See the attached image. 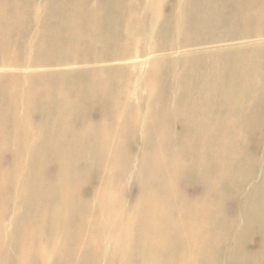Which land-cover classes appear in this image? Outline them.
Wrapping results in <instances>:
<instances>
[{
	"label": "rangeland",
	"instance_id": "rangeland-1",
	"mask_svg": "<svg viewBox=\"0 0 264 264\" xmlns=\"http://www.w3.org/2000/svg\"><path fill=\"white\" fill-rule=\"evenodd\" d=\"M199 1H201L200 4ZM210 1L213 5L208 3ZM210 1L204 0L205 3H203V0H174L173 3V0H27V2L26 0L24 2L23 0H3V2L0 0V17L3 16L0 18L3 20H0V203L2 202L0 204V264H26V262L28 264H45V262L46 264L53 262V264H86V261H88L87 264H120L121 262V264H137V262L138 264H249V262L264 264V250H262L264 249V34H262L264 33V4L261 5L264 0ZM257 6L260 7V10ZM121 7L124 9L123 11ZM261 8L263 9L261 10ZM80 9L84 10L80 11ZM37 10L39 11L37 12ZM35 11L37 13L34 16ZM33 29L35 30L33 31ZM60 33L63 36H59ZM250 34L252 37L249 39ZM57 38H60V43ZM56 46L57 48H55ZM22 53L24 54L22 55ZM45 53L47 54L45 55ZM57 60H59L58 63ZM39 61H43V64ZM14 68L15 70H13ZM18 72L22 76H19ZM46 77H48V81ZM52 81L54 82L52 83ZM21 95L25 96L22 98ZM15 97L17 98L15 99ZM21 99L24 101L23 103ZM16 104L18 107L15 106ZM93 105L95 107L97 105V107L95 108ZM14 106L19 113L14 112ZM241 116L242 119H240ZM11 121L14 122V127ZM76 128L78 130L75 131ZM49 130H53V133L51 134ZM25 132L29 134L25 135ZM43 133L46 134L44 137H42ZM127 140L128 142H126ZM231 142H234L232 143L234 146L231 145ZM18 143H20L19 146ZM17 146L20 152L17 151ZM79 148L81 153L78 151ZM23 151H25L24 154H22ZM145 151L146 153H144ZM15 152L18 153V156ZM83 153L85 154L83 155ZM77 154L79 155L77 156ZM254 156L256 157L253 158ZM43 157L48 160V162L46 160L47 165L46 162H43L45 161ZM169 158H171L170 161ZM243 158L245 161L247 160L248 165L244 160H241ZM27 159L30 160V163L27 162ZM68 159L70 160L68 161ZM192 159L195 161L194 163ZM76 163L77 165H75ZM13 165H16L15 170ZM236 165L240 169L242 167L244 172ZM75 166L78 171L74 168ZM79 166L83 170H80ZM250 166L254 168L252 169ZM32 170L36 172L38 170L37 174L34 175ZM106 170L105 176L104 171ZM81 171H86V173ZM116 171L117 173H115ZM133 172L135 176H133ZM207 172L208 176H206ZM246 172L248 176L245 175ZM237 173L239 175L241 173V175L239 176ZM32 174L39 178H33ZM249 175L252 176L251 179ZM25 177L28 179L25 180ZM206 177L211 179V183ZM79 178L81 180H78ZM69 179L70 181H68ZM249 179L252 181H247ZM60 180L62 181L60 182ZM26 182L30 183L26 185ZM68 182L73 183H70L71 186H69ZM166 184H169L168 188ZM39 185L40 190H38ZM242 187L243 189H241ZM30 188L31 190H29ZM66 190H69L72 196ZM26 191L29 192V197ZM37 191L41 192V195ZM172 191H176L175 194ZM172 193L173 196H169ZM27 197L28 199H26ZM169 199L171 200L169 201ZM7 201L11 202L7 204ZM4 204L7 206L4 207ZM62 204L64 205L62 206ZM53 205L55 206L53 207ZM182 205L184 206L182 207ZM2 207L5 208H3L4 211ZM64 211H67L68 215ZM89 212L93 218L90 217ZM17 213L21 215L18 216L19 218L16 216ZM190 213L194 215L191 216ZM52 215H55L57 223L56 221L53 223ZM43 217H47L45 221L42 220ZM209 218L210 220L206 221ZM101 221H103V225ZM111 223H113L112 226H110ZM49 226L50 228L52 226L51 230ZM58 228L62 234L58 232ZM222 228L225 230L228 228L226 230L228 232ZM77 229L80 231L77 232ZM215 229L220 230L215 231ZM26 230L29 232L28 235ZM29 230L31 233L35 230L34 233H36L31 234ZM49 233L52 235L49 236ZM215 233L217 236L213 235ZM22 234H25L24 237ZM64 235H68L69 240ZM69 235L73 236V241ZM27 236L28 239L30 237L29 240H26ZM136 237L137 239H134ZM12 238H15L13 239L15 245ZM31 238L34 240L32 241ZM60 238H64L62 244H59V241L62 242ZM107 243L108 245H106ZM218 243L220 244L218 245ZM27 244L30 247L26 246V250L23 252L24 245ZM81 245L83 246L81 247ZM229 246L234 248L231 249ZM59 247L60 249H58ZM28 248H31L32 251ZM40 249L41 253H39ZM70 249L73 251L71 252ZM34 250L39 251L38 254ZM78 255H81L80 258ZM18 256L21 260L17 258ZM37 256H40L38 258L40 261ZM90 256L92 259L89 258ZM214 256L215 258H213ZM58 257L61 259L59 260ZM34 259L39 263H36ZM51 259L54 260L51 261ZM71 260L73 263L69 262Z\"/></svg>",
	"mask_w": 264,
	"mask_h": 264
},
{
	"label": "bare ground",
	"instance_id": "bare-ground-1",
	"mask_svg": "<svg viewBox=\"0 0 264 264\" xmlns=\"http://www.w3.org/2000/svg\"><path fill=\"white\" fill-rule=\"evenodd\" d=\"M24 1H25V0H23V2H24ZM82 1H83V0H82ZM209 1H210V0H209ZM218 1H221V0H218ZM218 1H216V2L218 3ZM243 1H245V0H243ZM243 1H242V2H243ZM2 2H3V0H2ZM11 2H12V1H11ZM14 2H15V1H14ZM26 2H27V0H26ZM26 2H25V5H26ZM30 2H31V1H30ZM87 2H88V1H87ZM97 2H98V1H97ZM200 2H201V1H199V4H200ZM205 2H206V1H205ZM205 2H204V0H203V3H205ZM213 2H214V1H213ZM242 2H241V3H242ZM262 2H263V1H262ZM262 2H261V5L264 4V3H262ZM48 3H49V2H48ZM48 3H47V5H48ZM83 3H84V2H83ZM95 3H96V2H95ZM95 3H94V4H95ZM173 3H174V0H173ZM181 3H182V2H181ZM208 3L210 4L211 1L208 2ZM217 3H216V4H217ZM220 3H221V2H220ZM256 3H257V2H256ZM3 4H4V3H3ZM32 4H33V3H32ZM44 4H45V3H44ZM51 4H52V3H51ZM51 4H50V6H51ZM53 4H54V3H53ZM96 4H97V3H96ZM96 4H95V5H96ZM101 4H102V3H101ZM117 4H119V3H117ZM170 4H171V3H170ZM199 4H198V5H199ZM16 5H17V3H16ZM102 5H103V4H102ZM102 5H101V6H102ZM178 5H179V4H178ZM198 5H197V7H198ZM205 5H206V4H205ZM211 5H213V4L211 3ZM252 5H253V4H252ZM258 5H259V3H258ZM261 5H260V6H261ZM10 6H11V5H10ZM32 6H33V5H32ZM216 6H218V5H216ZM239 6H240V5H239ZM254 6H255V5H254ZM4 7H5V6H4ZM6 7H7V6H6ZM45 7H47V6H45ZM90 7H91V6H90ZM90 7H89V8H90ZM117 7H119V6H117ZM179 7H180V6H179ZM201 7H202V6H201ZM257 7H258V6H257ZM33 8H34V6L32 7V9H33ZM95 8H97V7L95 6ZM172 8H173V7H172ZM254 8H255V7H254ZM258 8H259V10H260V7H258ZM0 9H1V8H0ZM12 9H13V8H12ZM60 9H61V8H60ZM119 9H120V8H119ZM173 9H174V8H173ZM177 9L180 10V8H177ZM207 9H208V8H207ZM256 9H257V8H256ZM262 9H263V8H261V10H262ZM2 10H3V9H2ZM4 10H5V9H4ZM4 10H3V11H4ZM15 10H16V9H15ZM26 10H28V9H26ZM82 10H84V9H82ZM82 10L80 9V11H82ZM117 10H118V9H117ZM121 10L123 11L124 9H122V7H121ZM178 10H177V11H178ZM210 10H211V9H210ZM254 10H255V9H254ZM3 11H2V12H3ZM33 11H34V10H33ZM38 11H39V10H37V12H38ZM205 11H206V10H205ZM17 12H18V11H17ZM37 12L35 11L34 16L36 15ZM124 12H126V11H124ZM206 12H207V11H206ZM216 12H217V11H216ZM216 12H215V14H216ZM4 13H5V12H4ZM32 13H34V12H32ZM58 13H59V12H58ZM202 13H203V12H202ZM211 13H212V11H211ZM39 14H40V13H39ZM87 14H88V12H87ZM175 14H176V13H175ZM212 14H213V13H212ZM15 15H16V14H15ZM82 15H83V14H82ZM125 15H126V14H125ZM202 15H203V14H202ZM204 15H206V14H204ZM213 15H214V14H213ZM218 15H219V14H218ZM56 16H57V15H56ZM199 16H200V15H199ZM215 16H216V15H215ZM2 17H3V16H2ZM2 17H0V18H2ZM4 17H5V15H4ZM42 17H43V16H42ZM58 17H59V16H58ZM61 17H62V16H61ZM125 17H126V16H125ZM216 17H217V16H216ZM32 18H33V17H32ZM48 18H49V17H48ZM53 18H54V17H53ZM123 18H124V17H123ZM145 18H146V16H145ZM199 18H200V17H199ZM208 18H209V17H208ZM211 18H212V17H211ZM236 18H238V17H236ZM251 18H252V17H251ZM3 19H4V18H3ZM37 19H38V18H37ZM45 19H46V20H49V19H47V18H45ZM64 19H65V18H64ZM140 19H141V18H140ZM244 19H245V18H244ZM247 19H248V18H247ZM254 19H255V18H254ZM0 20H1V19H0ZM60 20H61V19H60ZM126 20H127V19H126ZM162 20H163V19H162ZM175 20H176V19H175ZM1 21H3V20H1ZM33 21H34V20H33ZM37 21H38V20H37ZM41 21H42V20H41ZM54 21H55V19H54ZM58 21H59V19H58ZM65 21H67V20H65ZM79 21H80V19H79ZM145 21H146V20H145ZM163 21H164V20H163ZM184 21H185V20H184ZM232 21H233V19H232ZM248 21H249V20H248ZM248 21H245V22H248ZM34 22H35V21H34ZM43 22H44V21H43ZM61 22H62V20H61ZM102 22H103V21H102ZM175 22L178 23L177 21H175ZM249 22H250V21H249ZM249 22H248V23H249ZM258 22H259V21H258ZM261 22H262V20H261ZM31 23H32V21H31ZM55 23H56V21H55ZM170 23H171V22H170ZM3 24H4V23H3ZM10 24H11V23H10ZM36 24H37V23H36ZM60 24H61V23H60ZM52 25H53V24H52ZM55 25H56V24H55ZM166 25H167V24H166ZM98 26H99V25H98ZM175 26H176V25H175ZM204 26H205V25H204ZM11 27H12V26H11ZM33 27H34V26H33ZM54 27H55V26H54ZM57 27H59V26L57 25ZM80 27H81V26H80ZM126 27H127V26H126ZM146 27H147V26H146ZM59 28H61V27H59ZM98 28H99V27H98ZM177 28H178V26H177ZM260 28H261V27H260ZM0 29H1V28H0ZM10 29H11V28H10ZM27 29H28V28H27ZM55 29H56V27H55ZM55 29H54V31H55ZM64 29H65V28H64ZM161 29H162V27H161ZM175 29H176V28H175ZM246 29H247V28H246ZM263 29H264V28H263ZM34 30H35V29H33V31H34ZM59 30H62V29H59ZM95 30H96V29H95ZM176 30H177V29H176ZM247 30H248V29H247ZM9 31H11V30H9ZM57 31H58V30H57ZM63 31H64V30H63ZM128 31H129V29H128ZM253 31H254V30H253ZM0 32H1V31H0ZM24 32H25V31H24ZM41 32H42V31H41ZM41 32H40V33H41ZM60 32H61V31H60ZM147 32H148V31H147ZM238 32H240V31H238ZM254 32H255V31H254ZM256 32H257V31H256ZM263 32H264V30H263ZM54 33H55V32H54ZM54 33H52L53 36H54ZM57 33L59 34V32H57ZM88 33H89V32H88ZM102 33H103V32H102ZM243 33H244V32H243ZM21 34H22V33H21ZM41 34L43 35V33H41ZM48 34H49V33H48ZM214 34H215V33H214ZM246 34H247V32H246ZM262 34H264V33H262ZM262 34H261V36H262ZM6 35H7V34H6ZM42 35H41V36H42ZM45 35H46V34H45ZM56 35H57V34H56ZM61 35L63 36V34L60 33L59 36H61ZM64 35H65V34H64ZM67 35H68V34H67ZM100 35H101V34H100ZM153 35H154V34H153ZM252 35H253V34H252ZM4 36H5V35H4ZM20 36H21V35H20ZM36 36H37V35H36ZM49 36H50V34H49ZM177 36H178V35H177ZM51 37H52V36H51ZM250 37H252L251 34H250V36H249V39H250ZM20 38H21V37H20ZM54 38H55V37H54ZM54 38H53V40H54ZM149 38H150V37H149ZM206 38H207V36H206ZM259 38H260V37H259ZM259 38H258V39H259ZM34 39H35V38H34ZM57 39H58V38H57ZM59 39H60V38H59ZM59 39L57 40L58 42H59ZM93 39H94V38H93ZM150 39H151V38H150ZM207 39H208V38H207ZM0 40H1V39H0ZM5 40H6V38H5ZM15 40H16V39H15ZM19 40H21V39H19ZM51 40H52V39H51ZM61 40H63V38H61ZM95 40H96V39H95ZM187 40H188V39H187ZM35 41H36V40H35ZM35 41H34V42H35ZM6 42H7V41H6ZM19 42H20V41H19ZM49 42H50V40H49ZM54 42H55V41H54ZM40 43H41V42H40ZM59 43H60V42H59ZM95 43H96V41H95ZM106 43H107V42H106ZM7 44H8V43H7ZM9 44H10V43H9ZM47 44H48V43H47ZM50 44H51V42H50ZM55 44H56V45H59V44H57V43H55ZM67 44H68V43H67ZM241 44H242V43H241ZM26 45H27V44H26ZM28 45H29V44H28ZM63 45H64V44H63ZM63 45H62V46H63ZM71 45H72V44H71ZM257 45H258V44H257ZM23 46H24V44H23ZM50 46H51V45H50ZM50 46H49V47H50ZM54 46H55V45H54ZM64 46H65V45H64ZM64 46H63V47H64ZM94 46H95V45H94ZM178 46H179V45H178ZM220 46H221V45H220ZM230 46H231V45H230ZM36 47H37V46H36ZM42 47H43V46H42ZM59 47H60V46H59ZM146 47H147V46H146ZM221 47H222V46H221ZM7 48H9V47H7ZM53 48H54V47H53ZM55 48H57V46H56ZM61 48H62V47H61ZM110 48H111V47H110ZM110 48H109V49H110ZM144 48H145V47H144ZM245 48H246V47H245ZM39 49H40V48H39ZM39 49H36V50H39ZM41 49H42V48H41ZM44 49H45V48H44ZM50 49H51V47H50ZM70 49H71V48H70ZM96 49H97V48H96ZM166 49H167V48H166ZM241 49H242V48H241ZM26 50H27V49H26ZM30 50H32V49H30ZM46 50H47V49H46ZM58 50H59V49H58ZM63 50H64V49H63ZM145 50H146V49H145ZM21 51H22V50H21ZM23 51H24V50H23ZM56 51H57V50H56ZM115 51H117V50H115ZM40 52H41V50H40ZM43 52H44V50H43ZM43 52H42V53H43ZM46 52H47V51H46ZM48 52H49V49H48ZM59 52H60V50H59ZM69 52H70V51H69ZM96 52H97V51H96ZM177 52H178V51H177ZM55 53H56V52H55ZM82 53H83V52H82ZM89 53H91V52H89ZM97 53H98V52H97ZM23 54H24V53H22V55H23ZM46 54H47V53H45V55H46ZM48 54H49V53H48ZM50 54H51V51H50ZM85 54H86V53H85ZM100 54H101V53H100ZM156 54H157V53H156ZM53 55H54V54H53ZM56 55H57V53H56ZM76 55H78V54L76 53ZM86 55H87V54H86ZM164 55H165V54H164ZM48 56H49V55H48ZM90 56H91V55H90ZM102 56H103V54H102ZM147 56H148V55H147ZM105 57H106V55H105ZM44 58H45V57H44ZM48 58H50V57H48ZM48 58H47V59H48ZM57 58H58V57H57ZM60 58H61V57H60ZM86 58H87V57H86ZM96 58H97V56H96ZM166 58H167V57H166ZM20 59H21V58H20ZM80 59H81V57H80ZM107 59H108V58H107ZM18 60H19V59H18ZM18 60H17V62H18ZM42 60H43V58H42ZM49 60H51V59H49ZM52 60H53V58H52ZM60 60H61V59H60ZM208 60H209V59H208ZM14 61H15V60H14ZM21 61H22V60H21ZM21 61H20V62H21ZM43 61H44V60H43ZM43 61H42V62H43ZM58 61H59V60H57V63H58ZM66 61H67V60H66ZM24 62H25V61H24ZM35 62H36V61H35ZM39 62H41V61H39ZM42 62H41V64H43ZM45 62H46V61H45ZM48 62H50V61H48ZM122 63H123V62H122ZM100 64H101V63H100ZM113 64H114V63H113ZM25 65H27V64H25ZM105 65H106V64H105ZM114 65H115V64H114ZM174 65H175V64H174ZM48 66H49V65H48ZM50 66H51V64H50ZM109 66H110V65H109ZM25 67H26V66H25ZM32 67H33V66H32ZM40 67H41V66H40ZM19 68H20V67H19ZM19 68H18V69H19ZM46 68H47V67H46ZM48 68H49V67H48ZM212 68H213V67H212ZM9 69H10V68H9ZM30 69H31V68H30ZM94 69H95V68H94ZM228 69H229V68H228ZM13 70H15V68H14ZM28 70H29V69H28ZM36 70H37V69H36ZM95 70H96V69H95ZM218 71H220V70L218 69ZM262 71H263V70H262ZM59 72H60V71H59ZM204 72H205V70H204ZM18 73H19V72H18ZM25 73H26V72H25ZM56 73H57V72H56ZM0 74H1V73H0ZM2 74H3V73H2ZM9 74H10V73H9ZM39 74H40V73H39ZM51 74H53V73H51ZM4 75H5V74H4ZM4 75H3V77H4ZM7 75H8V74H7ZM16 75H18V74H16ZM20 75H21V74L19 73V76H20ZM25 75H26V74H25ZM30 75H31V73H30ZM35 75H37V73H35ZM55 75H56V74H55ZM58 75H60V74H58ZM65 75H66V74H65ZM224 75H225V74H224ZM245 75H246V74H245ZM8 76H10V75H8ZM21 76H22V75H21ZM197 76H198V75H197ZM263 76H264V74H263ZM64 77H65V76H64ZM218 77H219V76H218ZM11 78H12V76H11ZM47 78H48V77H46V79H47ZM67 78H68V77H67ZM3 79H5V78H3ZM24 79H25V78H24ZM51 79H52V78H51ZM263 79H264V78H263ZM1 80H2V79H1ZM7 80H8V79H7ZM9 80H10V79H9ZM53 80H54V79H53ZM74 80H75V79H74ZM191 80H192V79H191ZM3 81H4V80H3ZM10 81H11V80H10ZM13 81H14V80H13ZM33 81H35V80H33ZM36 81H37V80H36ZM47 81H48V79H47ZM56 81H57V80H56ZM213 81H214V79H213ZM226 81H227V80H226ZM260 81H261V80H260ZM21 82H22V81H21ZM25 82H26V81H25ZM53 82H54V81H52V83H53ZM30 83H31V82H30ZM50 83H51V81H50ZM224 83H225V82H224ZM261 83H262V81H261ZM9 84H10V83H9ZM14 84H16V83H14ZM20 84H21V83H20ZM23 84H24V83H23ZM32 84H33V83H32ZM262 84H263V83H262ZM21 85H22V84H21ZM34 85H36V84H34ZM4 86H5V85H4ZM15 86H16V85H15ZM25 86H26V85H25ZM36 86H38V85H36ZM51 86H52V84H51ZM60 86H61V85H60ZM16 87H17V86H16ZM38 87H39V86H38ZM260 87H261V86H260ZM5 88H6V86H5ZM10 88H11V87H10ZM20 88H21V87H20ZM27 88H28V87H27ZM27 88H26V89H27ZM30 88H31V86H30ZM30 88H29V89H30ZM36 88H37V87H36ZM112 88H113V87H112ZM21 89H22V88H21ZM228 89H229V88H228ZM228 89H227V90H228ZM12 90H13V89H12ZM17 90H20V89L17 88ZM22 90H23V89H22ZM24 90H25V89H24ZM4 91H5V90H4ZM27 91H28V90H27ZM51 91L53 92L52 89H51ZM70 91H71V90H70ZM171 91H172V90H171ZM2 92H3V90H2ZM7 92H8V91H7ZM16 92H17V91H16ZM19 92H20V91H19ZM28 92H29V91H28ZM56 92H57V91H56ZM75 92H76V91H75ZM14 93H15V88H14ZM20 93H21V92H20ZM31 93H32V92H31ZM132 93H133V92H132ZM40 94H41V93H40ZM48 94H49V93H48ZM69 94H70V93H69ZM133 94H134V93H133ZM15 95H16V94H15ZM15 95H14V96H15ZM28 95H29V94H28ZM58 95H59V94H58ZM21 96H22V95H21ZM24 96H25V95H24ZM24 96H22V98H23ZM12 97H13V96H12ZM19 97H20V96H19ZM41 97H42V96H41ZM72 97H73V96H72ZM133 97H134V96H133ZM216 97H217V95H216ZM16 98H17V97H15V99H16ZM20 98H21V97H20ZM30 98H31V97H30ZM37 98H38V97H37ZM58 98H59V97H58ZM131 98H132V97H131ZM9 99H10V98H9ZM18 99H19V98H18ZM18 99H17V100H18ZM61 99H62V97H61ZM5 100H6V99H5ZM40 100H41V99H40ZM42 100H43V99H42ZM58 100H59V99H58ZM127 100H128V98H127ZM0 101H1V100H0ZM21 101H22V99H21ZM21 101H20V102H21ZM30 101H31V100H30ZM35 101H36V100H35ZM172 101H173V99H172ZM5 102H6V101H5ZM23 102H24V101H22V103H23ZM215 102H216V101H215ZM13 103H15V102H13ZM172 103H173V102H172ZM1 104H2V103H1ZM8 105H9V104H8ZM22 105H23V104H22ZM22 105H21V106H22ZM40 105H41V104H40ZM52 105H53V104H52ZM172 105H173V104H172ZM15 106L18 107L17 104H16ZM15 106H14V108H15ZM35 106H36V105H35ZM93 106H94V105H93ZM22 107H23V106H22ZM59 107H60V106H59ZM94 107H95V106H94ZM96 107H97V105H96ZM96 107H95V108H96ZM7 109H8V108H7ZM19 109H20V108H19ZM19 109H17V110H19ZM23 109H24V108H23ZM23 109H22V110H23ZM37 109H38V108H37ZM4 110H5V108H4ZM92 110H93V109H92ZM15 111H16V108H15L14 112H15ZM33 111H34V110H33ZM228 111H229V110H228ZM7 112H8V111H7ZM16 112H18V111H16ZM30 112H31V111H30ZM0 113H1V112H0ZM4 113H5V111H4ZM8 113H9V112H8ZM8 113H7V115H8ZM18 113H19V112H18ZM72 113H73V112H72ZM9 114H10V113H9ZM12 114H13V113H12ZM12 114H11V115H12ZM16 114H17V113H16ZM23 114H24V113H23ZM23 114H21V115H23ZM21 115H20V116H21ZM33 115H34V114H33ZM33 115H32V116H33ZM97 115L99 116V114H97ZM228 115H229V114H228ZM3 116H4V115H3ZM3 116H2V117H3ZM8 116H10V115H8ZM12 116H14V115H12ZM61 116H62V115H61ZM199 116H200V115H199ZM30 117H31V116H30ZM33 117H34V116H33ZM54 117H55V116H54ZM239 117H240V116H239ZM8 118H9V117H8ZM20 118H21V117H20ZM16 119H18V118H16ZM53 119H54V118H53ZM172 119H173V117H172ZM233 119H234V118H233ZM240 119H242V116H241ZM240 119H239V120H240ZM24 120H25V118H24ZM26 120H27V119H26ZM55 120H57V119L55 118ZM21 121H22V119H21ZM26 122H28V121H26ZM56 122H57V121H56ZM119 122H120V121H119ZM173 122H174V119H173ZM240 122H241V121H240ZM11 123H12V121H11ZM13 123H14V122H13ZM13 123H12V125H13ZM23 123H24V122H23ZM34 123H35V121H34ZM54 124H55V121H54ZM72 124H73V123H72ZM217 124H218V123H217ZM55 125H56V124H55ZM238 125H239V123H238ZM245 125H247V124H245ZM152 126H153V125H152ZM239 126H240V125H239ZM253 126H254V125H253ZM13 127H14V125H13ZM18 127H19V126H18ZM73 127H75V125H73ZM241 127H242V125H241ZM260 127H261V126H260ZM57 128H58V127H57ZM170 128H171V127H170ZM246 128H248V127H246ZM2 129L4 130V128H2ZM2 129H1V130H2ZM38 129H39V128H38ZM54 129H55V128H54ZM152 129H153V128H152ZM233 129H234V128H233ZM237 129H238V128H237ZM250 129H251V128H250ZM76 130H78V129L76 128L75 131H76ZM139 130H140V129H139ZM180 130H181V129H180ZM189 130H190V129H189ZM240 130H241V129H240ZM242 130L245 131V129H243V128H242ZM4 131H5V130H4ZM12 131H13V129H12ZM19 131H20V130H19ZM33 131H34V130H33ZM49 131H51V130H49ZM52 131H53V130H52ZM52 131L50 132L51 134L53 133ZM202 131H203V130H202ZM213 131H214V130H213ZM238 131H239V129H238ZM15 132H16V131H15ZM20 132H21V131H20ZM5 133H6V132H5ZM54 133H55V132H54ZM174 133H175V132H174ZM230 133H231V132H230ZM240 133H241V131H240ZM6 134L9 135L8 133H6ZM13 134H14V133H13ZM17 134H18V133H17ZM28 134H29V133H28ZM28 134H26V132H25V135H28ZM41 134H42V133H41ZM44 134H45V133H43V136H42V137H44ZM51 134H50V136H51ZM135 134H136V133H135ZM241 134H242V133H241ZM246 134H247V133H246ZM45 135H46V134H45ZM173 135H174V134H173ZM15 136H16V135H15ZM17 136H18V135H17ZM19 136H20V135H19ZM22 136H23V135H22V133H21V137H22ZM47 136H48V135H47ZM50 136H49V138H50ZM63 136H64V135H63ZM75 136H76V135H75ZM137 136H138V135H137ZM229 136H230V135H229ZM13 137H14V136H13ZM60 137H61V136H60ZM84 137H85V136H84ZM138 137H139V136H138ZM141 137H142V136H141ZM236 137H237V136H236ZM242 137H243V136H242ZM46 138H47V137H46ZM52 138H54V137H52ZM55 138H56V137H55ZM61 138H62V137H61ZM173 138H174V136H173ZM243 138H244V137H243ZM18 139H20V138H18ZM21 139H22V138H21ZM21 139H20V140H21ZM32 139H33V138H32ZM42 139H43V138H42ZM10 140H11V139H10ZM14 140H16V139H14ZM23 140H25V139L23 138ZM53 140H54V139H53ZM67 140H68V138H67ZM128 140H129V139H128ZM128 140H127L126 142H128ZM150 140H151V137H150ZM150 140H148V141H150ZM18 141H19V140H18ZM39 141H40V140H39ZM131 141H132V140H131ZM136 141H137V140H136ZM136 141H135V142H136ZM231 141H232V140H231ZM240 141H241V140H240ZM8 142H10V141H8ZM12 142H13V141H12ZM20 142H22V141H20ZM57 142H58V141H57ZM113 142H114V141H113ZM144 142H146V141H144ZM41 143H42V142H41ZM58 143H59V142H58ZM65 143H66V142H65ZM132 143H133V142H132ZM146 143H147V142H146ZM232 143H234V142H231V145L234 146V144H232ZM238 143H239V142H238ZM242 143H243V142H242ZM19 144H20V143H18V146H19ZM38 144H39V143H38ZM133 144H134V143H133ZM191 144H192V143H191ZM240 144H241V143H240ZM262 144H263V143H262ZM13 145H14V143H13ZM16 145H17V144H16ZM59 145H60V143H59ZM147 145H148V143H147ZM237 145H238V144H237ZM14 146H15V145H14ZM18 146H17V151L20 152V150H18ZM79 146H80V145H79ZM143 146H144V145H143ZM198 146H199V145H198ZM212 146H213V145H212ZM242 146H243V145H242ZM21 147H22V146H21ZM39 147H40V146H39ZM39 147H38V148H39ZM111 147H112V146H111ZM158 147H159V146H158ZM194 147H195V146H194ZM254 147H255V146H254ZM10 148H11V147H10ZM15 148H16V147H15ZM59 148H60V147H59ZM76 148H77V147H76ZM76 148H75V149H76ZM80 148H83V147H80ZM80 148H79L78 151H80ZM179 148H180V147H179ZM191 148H193V147H191ZM196 148H197V147H196ZM231 148H232V147H231ZM255 148H256V147H255ZM55 149H56V148H55ZM69 149H70V148H69ZM138 149H139V148H138ZM168 149H169V148H168ZM173 149H174V148H173ZM182 149H183V147H182ZM185 149H186V148H185ZM194 149H195V148H194ZM232 149H233V148H232ZM10 150H13V149H10ZM22 150H25V149H22ZM36 150H37V149H36ZM40 150H41V149H40ZM86 150H87V149H86ZM92 150H93V149H92ZM170 150H171V148H170ZM234 150L237 151V149H234ZM234 150H233V151H234ZM27 151H28V150H27ZM78 151H77V153H79ZM123 151H124V150H123ZM141 151H142V150H141ZM147 151H149V150L147 149ZM168 151H169V150H168ZM236 151H235V152H236ZM255 151H257V150H255ZM262 151H263V150H262ZM262 151H261V152H262ZM24 152H25V151H23V153H22V152H21V153L24 154ZM39 152H40V151H39ZM71 152H72V151H71V149H70V153H71ZM150 152H151V151H150ZM177 152H178V151H177ZM206 152H207V151H206ZM244 152H245V151H244ZM15 153H16V152H15ZM26 153H27V152H26ZM74 153H76V152L74 151ZM80 153H81V151H80ZM144 153H146V151H145ZM166 153H167V152H166ZM178 153H179V152H178ZM182 153H183V152H182ZM212 153H213V152H212ZM215 153H216V152H215ZM217 153H219V152H217ZM262 153H263V152H262ZM16 154H17V156H18V153H16ZM27 154H28V153H27ZM84 154H85V153H83V155H84ZM95 154H96V153H95ZM125 154H126V153H125ZM142 154H143V153H142ZM174 154H176V153H174ZM232 154H234V153H232ZM235 154H236V153H235ZM237 154H238V153H237ZM241 154H242V153H241ZM257 154H258V153H257ZM72 155H73V154H72ZM78 155H79V154H77V156H78ZM87 155H88V154H87ZM90 155H91V153H90ZM145 155H146V154H145ZM244 155H245V154H244ZM15 156H16V155H15ZM19 156H20V155H19ZM23 156H24V155H23ZM29 156H30V155H29ZM29 156H28V157H29ZM41 156H43V155H41ZM69 156H70V155H69ZM143 156H144V155H143ZM166 156L168 157V155H166ZM170 156H171V155H170ZM184 156H185V153H184ZM215 156H216V155H215ZM226 156H227V155H226ZM237 156H239V155H237ZM237 156H236V157H237ZM260 156H261V155H260ZM11 157H12V156L10 155V158H11ZM26 157H27V156H26ZM64 157H65V155H64ZM70 157H71V156H70ZM85 157H86V156H85ZM89 157H90V156H89ZM91 157H92V156H91ZM180 157H182V156H180ZM193 157H194V156H193ZM193 157H191V158H193ZM206 157H207V155H206ZM240 157L242 158V155H241ZM255 157H256V156H254L253 158H255ZM23 158H24V157H23ZM36 158H37V157H36ZM40 158H41V157H40ZM43 158H44V157H43ZM65 158H66V157H65ZM71 158H72V157H71ZM82 158H84V157H82ZM100 158H101V156H100ZM100 158H99V159H100ZM123 158H124V157H123ZM125 158H126V156H125ZM134 158H135V157H134ZM140 158H141V157H140ZM174 158H175V157H174ZM184 158H185V157H184ZM229 158H230V156H229ZM72 159H74V158H72ZM89 159L91 160V158H89ZM170 159H171V158H169V161H170ZM186 159H187V158H186ZM207 159H208V158H207ZM237 159H238V158H237ZM239 159H240V158H239ZM239 159H238V160H239ZM249 159H251V158H249ZM249 159H248V160H249ZM16 160H17V159H16ZM19 160H20V158H19ZM21 160L23 161V159H21ZM32 160H33V157H32ZM40 160H41V159H40ZM43 160H45V158H44ZM46 160H47V159H46ZM46 160L43 161V162H46ZM64 160H65V159H64ZM69 160H70V159H68V161H69ZM76 160H77V159H76ZM79 160H80V159H79ZM94 160H95V159H94ZM127 160H128V159H127ZM129 160H130V159H129ZM133 160H135V159H133ZM179 160H180V159H179ZM192 160H193V159H192ZM221 160H222V159H221ZM241 160H244L245 164L248 163V162L246 163L247 160L245 161L244 158L241 159ZM17 161H18V160H17ZM22 161H21V162H22ZM24 161H25V160H24ZM34 161H35V160H34ZM58 161H59V160H58ZM82 161H83V160H82ZM82 161H81V162H82ZM98 161H99V160H98ZM111 161H112V160H111ZM119 161H120V160H119ZM142 161H144V160H142ZM226 161H227V160H226ZM230 161H231V160H230ZM259 161H260V160H259ZM261 161H262V160H261ZM14 162L16 163V161H14ZM27 162L30 163V160L28 161V159H27ZM47 162H48V160H47ZM47 162H46V165H47ZM76 162H77V161H76ZM81 162H80V163H81ZM86 162H87V161H86ZM95 162H96V161H95ZM95 162H93V163L96 164ZM101 162H102V161L100 160V163H101ZM121 162L123 163L122 160H121ZM121 162H118V163L121 164ZM124 162H126V161H124ZM133 162H134V161H133ZM135 162H136V161H135ZM182 162H183V161H182ZM186 162H188V161H186ZM194 162H195V161L193 160V163H194ZM249 162H250V161H249ZM40 163H41V162H40ZM69 163H70V162H69ZM80 163H79V164H80ZM100 163H99V164H100ZM108 163H109V162H108ZM108 163H107V164H108ZM204 163H205V162H204ZM226 163H227V162H226ZM230 163H231V162H230ZM233 163H234V162H233ZM235 163H236V162H235ZM250 163H252V162H250ZM258 163H259V162H258ZM20 164H22V163H20ZM23 164H25V163H23ZM23 164H22V165H23ZM37 164H39V163H37ZM48 164H49V163H48ZM61 164H62V163H61ZM85 164H86V163H85ZM94 164H93V165H94ZM107 164H106V165H107ZM109 164H111V163H109ZM113 164H114V163H113ZM129 164L131 165V162H130ZM132 164H133V163H132ZM238 164H239V162H238ZM252 164H253V163H252ZM255 164H256V163H255ZM25 165H26V164H25ZM33 165H34V164H33ZM35 165H36V164H35ZM68 165H70V164H68ZM71 165H72V164H71ZM75 165H77V163H76ZM126 165H128V163H126ZM139 165H140V164H139ZM141 165H142V164H141ZM191 165H192V164H191ZM233 165H234V164H233ZM233 165H232V166H233ZM239 165H240V164H239ZM241 165H242V164H241ZM247 165H248V164H247ZM247 165H246V166H247ZM13 166H14V165H13ZM15 166H16V165H15ZM15 166H14V168H13L14 170L16 169ZM19 166H20V165H19ZM56 166H57V165H56ZM114 166H115V164H114ZM132 166H133V165H132ZM132 166H131V167H132ZM164 166H165V165H164ZM187 166H188V165H187ZM194 166H195V164H194ZM243 166L245 167L244 164H243ZM258 166H259V165H258ZM17 167H18V166H17ZM68 167H69V166H68ZM71 167L73 168V166H71ZM71 167H70V168H71ZM79 167H80V166H79ZM91 167H92V166H91ZM93 167H94V166H93ZM96 167H97V165H96ZM109 167H110V165H109ZM109 167H108V168H109ZM121 167H122V166H121ZM128 167H129V166H128ZM136 167H137V166H136ZM139 167H140V166H139ZM178 167H179V166H178ZM189 167H190V166H189ZM205 167H206V165H205ZM212 167H213V166H212ZM236 167H237V165H236ZM240 167H241V166H240ZM250 167H251L252 169L254 168L253 166H250ZM256 167H257V164H256ZM25 168H26V167H25ZM25 168H24V170H25ZM29 168H30V167H29ZM33 168H34V166H33ZM41 168H42V166H41ZM41 168H39V169H41ZM74 168H76V170H77V167H76V166H75ZM88 168H89V167H88ZM111 168H112V166H111ZM195 168H196V167H195ZM208 168H211V167H208ZM237 168H238V167H237ZM259 168H262V167H259ZM30 169H31V168H30ZM35 169H37V167H35ZM35 169H34V170H35ZM84 169H85V168H84ZM86 169H87V168H86ZM94 169H95V168H94ZM105 169H107V167H105ZM238 169H240V168H238ZM247 169H248V168H247ZM34 170H32V171H34ZM72 170H73V169H72ZM80 170H83V168L81 169V167H80ZM128 170H129V169H128ZM132 170H133V169H132ZM135 170H136V169H135ZM202 170H203V169H202ZM210 170H211V169H210ZM227 170H228V169H227ZM240 170H242V167H241ZM58 171H59V169H58ZM67 171H69V170H67ZM73 171H74V170H73ZM77 171H78V170H77ZM90 171H91V170H90ZM96 171H97V170H96ZM117 171H118V170H117ZM117 171H116L115 173H117ZM144 171L147 172L146 169H144ZM149 171H150V170H149ZM242 171H243V170H242ZM242 171H240V172H242ZM257 171H258V170H257ZM24 172H25V171H24ZM37 172H38V170H37ZM37 172L34 171V175H35V173L37 174ZM74 172H75V171H74ZM81 172H83V171H81ZM84 172L86 173V171H84ZM84 172H83V173H84ZM98 172H99V170H98ZM106 172H107V170L104 171V175H105V176H106V174H105ZM129 172H130V171H129ZM135 172H137V171H135ZM146 172H145V173H146ZM199 172H200V171H199ZM203 172H205V171H203ZM209 172H211V171H209ZM243 172H244V171H243ZM243 172H242V174H243ZM251 172H252V171H251ZM26 173H27V172H26ZM26 173H25V174H26ZM39 173H41V172L39 171ZM69 173H70V172H69ZM77 173H78V175H79V172H77ZM93 173H94V171H93ZM130 173H131V172H130ZM138 173H140V172H138ZM195 173H196V172H195ZM207 173H208V172H207ZM214 173H215V172H214ZM232 173H234V172H232ZM232 173H231V175H232ZM238 173H239V172H238ZM238 173H237V174H238ZM261 173H262V172H261ZM22 174H23V173H22ZM25 174H23V175H25ZM74 174H75V173H74ZM80 174H81V173H80ZM119 174H120V172H119ZM146 174H147V173H146ZM174 174H175V173H174ZM177 174H178V173H177ZM200 174H201V172H200ZM247 174H248V173L246 172L245 175H247ZM249 174H250V173H249ZM71 175H73V174H71ZM86 175H87V174H86ZM97 175H98V174H97ZM115 175H116V174H115ZM131 175H132V174H131ZM143 175H145V174H143ZM143 175H142V176H143ZM166 175H167V174H166ZM166 175H165V176H166ZM182 175H183V174H182ZM185 175H186V174H185ZM201 175H202V174H201ZM204 175H205V174H204ZM204 175H203V177H204ZM208 175H209V173L206 174V176H208ZM212 175H213V174H212ZM215 175H216V174H215ZM228 175H229V174H228ZM234 175H235V174H234ZM234 175H233V176H234ZM238 175H239V174H238ZM240 175H241V173H240ZM240 175H239V176H240ZM257 175H258V174H257ZM260 175H261V174H260ZM27 176H28V175H27ZM32 176H33V174H32ZM40 176H41V175H40ZM57 176H59V175H57ZM73 176H74V175H73ZM73 176H70V177H71V178L76 177V176H74V177H73ZM117 176H118V175H117ZM117 176H115V177H117ZM133 176H135L134 172H133ZM167 176H168V175H167ZM171 176H172V175H171ZM177 176H179V174H178ZM236 176H237V175H236ZM247 176H248V175H247ZM249 176H250V175H249ZM255 176H256V174H255ZM258 176H259V175H258ZM258 176H257V177H258ZM28 177H29V176H28ZM28 177H25V180H27ZM34 177H37V176H33V178H34ZM41 177H42V176H41ZM59 177H60V176H59ZM59 177H58V178H59ZM65 177H66V176H65ZM99 177H100V176H99ZM119 177H120V176H119ZM119 177H117V178H119ZM131 177H132V176H131ZM181 177H182V176H181ZM199 177H201V176H199ZM221 177H222V176H221ZM228 177H230V175H229ZM234 177H235V176H234ZM237 177H238V176H237ZM243 177H244V176H243ZM251 177H252V176H250V179H251ZM10 178H11V176H10ZM12 178H13V177H12ZM18 178H20V177H18ZM26 178H27V179H26ZM33 178H32V179H33ZM38 178H39V177H37V179H38ZM62 178H63V177H62ZM62 178H61V179H62ZM66 178H67V177H66ZM68 178H69V177H68ZM77 178H78V176H77ZM86 178H87V177H86ZM97 178H98V177H97ZM134 178H135V177H134ZM134 178H133V179H134ZM147 178H148V175H147ZM157 178H158V177H157ZM162 178H165V177L162 176ZM175 178H176V175H175ZM179 178H180V177H179ZM206 178L208 179V177H206ZM209 178H210V176H209ZM240 178H241V177H240ZM32 179H31V180H32ZM35 179H36V178H35ZM75 179H76V178H75ZM87 179H88V178H87ZM121 179H122V178H121ZM137 179H138V178H137ZM143 179H144V178H143ZM145 179H146V178H145ZM168 179H169V178H168ZM180 179H181V178H180ZM213 179H214V178H213ZM232 179H233V178H232ZM234 179H235V178H234ZM246 179H247V178H246ZM250 179L247 180V181H252V180H250ZM254 179L256 180V178H254ZM12 180H13V179H12ZM15 180H16V179H15ZM29 180H30V179H29ZM31 180H30V181H31ZM33 180H34V179H33ZM71 180H72V179H71ZM78 180H81V179L79 178ZM103 180H104V179H103ZM183 180H184V178H183ZM204 180H205V179H204ZM208 180H209V179H208ZM210 180H211V179H210ZM210 180H209V181H210ZM214 180H215V179H214ZM216 180H217V179H216ZM238 180H239V179H238ZM242 180H243V179H241V181H242ZM260 180H261V178H260ZM10 181H11V180H10ZM13 181H14V180H13ZM58 181H59V180H58ZM61 181H62V180H60V182H61ZM68 181H70V179H69ZM171 181H172V180H171ZM180 181H181V180H180ZM200 181H201V180H200ZM223 181H224V180H223ZM241 181H240V182H241ZM243 181H244V180H243ZM32 182H33V181H32ZM73 182H75V181L73 180ZM73 182H68V184H67V183H66V184L69 185L70 183L72 184ZM88 182H89V181H88ZM136 182H137V181H136ZM146 182H147V180H146ZM146 182H144V183H146ZM164 182H165V181H164ZM167 182H168V181H167ZM172 182H174V181H172ZM201 182H202V181H201ZM201 182H200V183H201ZM206 182H207V181H206ZM206 182H203V183H206ZM245 182H246V181H245ZM263 182H264V181H263ZM263 182H262V183H263ZM13 183H14V182H13ZM13 183H12V185H13V188H14V184H13ZM28 183H30V182H26V185H27ZM34 183H35V182H34ZM63 183H64V182H63ZM103 183H104V182H103ZM105 183H106V182H105ZM115 183H116V182H115ZM161 183H162V182H161ZM169 183H170V182H169ZM203 183H202V184H203ZM207 183H208V182H207ZM207 183H206V184H207ZM210 183H211V181H210ZM233 183H234V182H233ZM233 183H231V184H233ZM236 183H237V182H236ZM248 183H250V182H248ZM254 183H256V182H254ZM254 183H253V184H254ZM32 184H33V183H32ZM41 184H42V181H41ZM52 184H53V183H52ZM58 184H59V183H58ZM171 184H172V183H171ZM171 184H170V185H171ZM175 184H176V183H175ZM238 184H239V183H238ZM12 185H11V186H12ZM60 185H61V184H60ZM67 185H66V186H67ZM73 185H74V184H73ZM73 185H72V186H73ZM76 185H77V184H76ZM100 185H101V184H100ZM103 185H104V184H103ZM144 185H145V184H144ZM167 185H169V184H166V186H167ZM176 185H177V184H176ZM207 185H208V184H207ZM210 185H211V184H210ZM240 185H241V184H240ZM242 185H244V184L242 183ZM255 185H256V184H255ZM9 186H10V185H9ZM15 186H16V185H15ZM20 186H21V184H20ZM46 186H47V185H46ZM50 186H51V185H50ZM52 186H54V184H53ZM52 186H51V187H52ZM55 186H56V185H55ZM69 186H71V185H69ZM69 186H67V187H69ZM122 186H123V185H122ZM178 186H179V185H178ZM217 186H218V185H217ZM221 186H222V185H221ZM223 186H224V184H223ZM234 186H235V185H234ZM237 186L240 187L239 185H237ZM244 186H245V185H244ZM256 186H257V185H256ZM263 186H264V183H263ZM27 187H28V186H27ZM47 187H48V186H47ZM103 187H104V186H103ZM159 187H160V186H159ZM163 187H164V186H163ZM224 187H226V185H225ZM224 187H223V188H224ZM238 187H237V191H238ZM32 188H33V187H32ZM56 188H57V186H56ZM62 188H63V187H62ZM160 188H161V187H160ZM167 188H168V186H167ZM177 188H178V187H177ZM208 188H209V186H208ZM235 188H236V187H235ZM250 188H251V187H250ZM253 188H254V187H253ZM16 189H17V188H16ZM54 189H55V188H54ZM54 189H53V190H54ZM59 189L61 190L60 187H59ZM65 189H66V188H65ZM101 189H102V188H101ZM210 189H211V188H210ZM233 189H234V187H233ZM241 189H243V187H242ZM259 189H260V188H259ZM262 189H263V188H262ZM12 190H13V189H12ZM14 190H15V188H14ZM27 190H28V189H27ZM29 190H31V188H30ZM38 190H40V185H39ZM48 190H49V189H48ZM48 190H47V191H48ZM103 190H104V188H103ZM120 190H121V189H120ZM150 190H151V189H150ZM176 190H177V189H176ZM206 190H207V189H206ZM251 190H252V188H251ZM263 190H264V189H263ZM41 191H43V190H41ZM70 191H71V190H70ZM99 191H100V189H99ZM145 191H146V190H145ZM157 191L160 192V190H157ZM164 191H165V190H164ZM241 191H243V190H241ZM248 191H249V189H248ZM21 192H22V191H21ZM26 192L29 194L28 191H26ZM32 192H33V191H32ZM37 192H39V191H37ZM44 192H45V191H44ZM44 192H43V193H44ZM50 192H51V191H50ZM50 192H49V193H50ZM55 192H56V189H55ZM57 192H58V191H57ZM66 192H69V190H66ZM66 192H65V193H66ZM72 192H73V191H72ZM150 192H151V191H150ZM159 192H158V193H159ZM172 192H174V194H175L176 191H172ZM209 192H211V190H209ZM229 192H230V191H229ZM232 192H233V191H232ZM253 192H254V191H253ZM18 193H19V191H18ZM40 193H41V192H39V194H40ZM46 193H47V192H46ZM53 193H54V191H53ZM53 193H52V195H53ZM63 193H64V191L61 192L62 195H63ZM69 193H71V192H69ZM156 193H157V192H156ZM170 193H171V192H170ZM236 193H237V192H236ZM240 193H242V192H240ZM261 193H262V192H261ZM57 194H58V193H57ZM59 194H60V193H59ZM61 194H60V195H61ZM99 194H100V193H99ZM160 194H161V193H160ZM160 194H159V197H160ZM225 194H226V193H225ZM229 194H230V193H229ZM229 194H228V195H229ZM238 194H239V193H238ZM250 194H251V192H250ZM250 194H249V195H250ZM14 195H15V194H14ZM40 195H41V194H40ZM49 195H50V194H49ZM62 195H61V196H62ZM64 195H65V194H64ZM66 195H67V194H66ZM100 195H101V194H100ZM152 195H153V194H152ZM161 195H163V194H161ZM179 195H180V194H179ZM219 195H220V194H219ZM223 195H224V194H223ZM233 195H234V193H233ZM243 195H244V194H243ZM260 195H261V194H260ZM20 196H21V195H20ZM20 196H19V197H20ZM26 196H27V195H26ZM29 196H30V194L28 195V197H29ZM33 196H34V195H33ZM55 196L58 197L59 195H55ZM71 196H72V193H71ZM71 196H70V197H71ZM96 196H97V194H96ZM118 196H119V194H118ZM169 196H173V193H172L171 195H169ZM181 196H182V194H181ZM231 196H232V194H231ZM235 196H236V194H235ZM261 196H262V195H261ZM28 197H27L26 199H28ZM46 197H48V196H46ZM57 197H56V198H57ZM68 197H69V195L67 196V198H68ZM197 197H198V196H197ZM212 197H213V195H212ZM215 197H216V195H215ZM245 197H246V196H245ZM11 198H12V197H11ZM13 198H14V197H13ZM24 198H25V197H24ZM30 198H31V197H30ZM36 198H37V197H36ZM41 198H43V197H41ZM53 198H54V200H55V197H53ZM60 198H61V197H60ZM119 198H120V197H119ZM163 198H164V197H163ZM166 198H167V197H166ZM199 198H200V196H199ZM202 198H203V197H202ZM207 198H208V196H207ZM213 198H214V197H213ZM246 198H247V197H246ZM2 199H3V198H2ZM4 199H6V198H4ZM8 199H9V197H8ZM14 199H15V198H14ZM26 199H25V200H26ZM39 199H40V197H39ZM57 199H59V198H57ZM98 199H99V196H98ZM153 199H154V198H153ZM161 199H162V198H161ZM171 199H172V198H171ZM171 199H169V201H170ZM236 199H238V198H236ZM262 199H263V197H262ZM9 200H10V199H9ZM47 200H48V199H47ZM47 200H46V201H47ZM60 200H61V199H60ZM69 200H70V199H69ZM120 200H122V199H120ZM120 200H119V202H120ZM180 200H181V199H180ZM195 200H196V198H195ZM206 200H207V199H206ZM206 200H205V201H206ZM211 200H212V198H211ZM213 200H214V199H213ZM215 200H216V199H215ZM252 200H253V199H252ZM19 201H20V200H19ZM28 201H30V200H28ZM34 201H35V200H34ZM37 201H38V200H37ZM46 201H45V204H46ZM55 201H56V200H55ZM57 201H58V200H57ZM92 201H93V200H92ZM116 201H117V200H116ZM169 201H168V202H169ZM181 201H182V200H181ZM196 201H197V200H196ZM200 201H201V200H200ZM202 201H203V200H202ZM219 201H220V200H219ZM236 201H237V200H236ZM256 201H257V200H256ZM3 202H6V201L3 200ZM9 202H11V201H7V204H8ZM17 202H18V200H17ZM67 202H68V201H67ZM67 202H66V203H67ZM97 202H98V201H97ZM172 202H173V200H172ZM192 202H193V201H192ZM194 202H195V201H194ZM206 202H207V201H206ZM1 203H2V202H1ZM1 203H0V204H1ZM14 203H15V202H14ZM21 203H23V202H21ZM29 203H30V202H29ZM36 203H38V202H36ZM52 203H54V202H52ZM57 203H58V202H57ZM59 203H60V202H59ZM131 203H132V202H131ZM166 203H167V202H166ZM184 203H185V202H184ZM202 203H203V202H202ZM208 203H210V202H208ZM208 203H207V204H208ZM214 203H215V202H214ZM220 203H221V202H220ZM220 203H219V204H220ZM241 203H242V202H241ZM246 203H247V202H246ZM258 203H259V202H258ZM261 203H262V202H261ZM25 204H27V203H25ZM54 204H55V203H54ZM116 204H117V203H116ZM120 204H121V203H120ZM171 204H172V203H171ZM178 204H179V203H178ZM186 204H187V202H186ZM186 204H185V205H186ZM193 204H194V203H193ZM2 205H3V204H2ZM2 205H1V206H2ZM11 205H12V204H11ZM21 205H22V204H21ZM27 205H29V204H27ZM63 205H64V204H62V206H63ZM68 205H69V204H68ZM97 205H98V204H97ZM122 205H123V204H122ZM131 205H133V204H131ZM151 205H152V204H151ZM172 205H173V204H172ZM199 205H200V204H199ZM220 205H221V204H220ZM255 205H256V204H255ZM260 205H261V204H260ZM262 205H263V204H262ZM5 206H7V205L4 204V207H5ZM25 206H26V205H25ZM46 206H47V205H46ZM54 206H55V205H53V207H54ZM57 206H58V205H57ZM57 206H56V207H57ZM65 206H66V205H65ZM69 206H71V204H70ZM129 206H130V205H129ZM168 206H169V205H168ZM183 206H184V205H182V207H183ZM239 206H240V205H239ZM4 207H2V209H3ZM14 207H15V206H14ZM16 207H17V204H16ZM35 207H36V206H35ZM98 207L100 208V206H98ZM120 207H121V206H120ZM124 207H125V206H124ZM131 207H132V206H131ZM172 207H173V206H172ZM172 207H171V208H172ZM189 207H190V206H189ZM260 207H261V206H260ZM7 208H8V207H6V209H7ZM19 208H20V205H19ZM30 208H31V207H30ZM46 208H48V207H46ZM46 208H45V210H47ZM92 208H93V206H92ZM92 208L90 207L89 210L91 211ZM126 208H127V207H126ZM126 208H124V209H126ZM128 208H130V207H128ZM174 208H175V207H174ZM185 208H186V207H185ZM190 208H191V207H190ZM192 208H193V207H192ZM213 208H215V207H213ZM4 209H5V208H4ZM4 209H3V211H4ZM8 209H9V208H8ZM27 209H28V208H27ZM48 209H49V208H48ZM55 209L57 210V208H55ZM55 209H54V210H55ZM63 209H65V208H63ZM66 209H67V208H66ZM66 209H65V210H66ZM95 209H96V208H95ZM148 209H149V208H148ZM182 209H183V208H182ZM186 209H188V208H186ZM127 210H129V209H127ZM171 210H172V209H171ZM173 210H174V209H173ZM183 210H185V209H183ZM201 210H202V209H201ZM256 210H257V209H256ZM1 211H2V210H1ZM8 211L10 212V210H8ZM14 211H15V210H14ZM18 211H19V210H18ZM24 211H25V210H24ZM34 211H35V210H34ZM52 211H53V210H52ZM57 211H59V209H58ZM57 211H56V212H57ZM67 211H68V210H67ZM67 211H66V212H67ZM120 211H122V210L120 209ZM175 211H176V210H175ZM177 211H178V210H177ZM185 211H186V210H185ZM192 211H193V210H192ZM192 211H190V212H192ZM202 211H204V210H202ZM20 212H21V211H20ZM45 212H47V211H45ZM64 212H65V211H64ZM66 212H65V214H66ZM68 212H69V211H68ZM100 212H101V211H100ZM118 212H119V210H118ZM124 212H125V211H124ZM172 212H173V211H172ZM193 212H194V211H193ZM259 212L261 213V211H259ZM2 213H4V212H2ZM6 213H8V212L6 211ZM52 213H53V212H52ZM52 213H51V214H52ZM59 213H61V212H59ZM89 213H90V212H89ZM98 213H99V212H98ZM149 213H150V210H149ZM169 213L171 214V212H169ZM188 213H189V212H188ZM223 213H224V212H223ZM17 214H18V215H16V216L18 217L20 214H19V213H17ZM25 214H26V213H25ZM42 214H43V213H42ZM53 214H54V213H53ZM57 214H58V212H57ZM140 214H142V213H140ZM172 214H173V213H172ZM182 214H183V213H182ZM185 214H186V213H185ZM203 214H204V213H203ZM218 214H219V213H218ZM218 214H217V215H218ZM241 214H242V210H241ZM1 215H2V214H1ZM7 215H8V214H7ZM11 215H12V212H11ZM45 215H46V214H45ZM59 215H60V214H59ZM66 215H68V214H66ZM72 215H73V214H72ZM99 215H100V214H99ZM117 215H118V214H117ZM119 215H120V213H119ZM142 215H143V214H142ZM142 215H141V216H142ZM150 215H151V213L149 214V216H150ZM190 215H191V213H190ZM192 215H194V214H192ZM192 215H191V216H192ZM220 215H221V213H220ZM2 216H4V214H3ZM8 216H10V215H8ZM13 216H14V215H13ZM20 216H21V215H20ZM37 216H38V215H37ZM46 216H47V215H46ZM52 216H53V215H52ZM52 216H51V217H52ZM54 216H55V215H54ZM54 216H53V217H54ZM69 216H70V215H69ZM76 216H77V214H76ZM83 216H84V215H83ZM115 216H116V215H115ZM180 216H183V215L180 214ZM184 216H185V215H184ZM222 216H223V215H222ZM233 216H234V215H233ZM242 216H243V214H242ZM17 217H16V218H17ZM23 217H24V216H23ZM34 217H35V216H34ZM34 217H33V218H34ZM63 217H64V216H63ZM77 217H79V216H77ZM86 217H89V216H86ZM90 217H91V213H90ZM90 217H89V218H90ZM94 217H95V216H94ZM100 217H101V216H100ZM124 217H125V216H124ZM142 217H143V216H142ZM175 217H176V216H175ZM219 217H220V216H219ZM246 217H247V216H246ZM257 217H258V216H257ZM16 218H14V219H16ZM18 218H19V217H18ZM46 218H47V217H43L42 220L45 221ZM66 218H67V217H66ZM66 218H65V219H66ZM89 218H88V220H89ZM91 218H93V216H92ZM169 218H170V217H169ZM186 218H187V216H186ZM240 218H241V216H240ZM27 219H28V215H27ZM35 219H36V218H35ZM55 219H56V218L54 217L53 223H54V221H56ZM60 219H61V217H60ZM101 219H102V218H101ZM140 219H141V218H140ZM140 219H139V220H140ZM176 219H177V218H176ZM181 219H182V218H181ZM241 219H242V218H241ZM244 219H245V218H244ZM36 220H37V219H36ZM39 220H41V217H39ZM69 220H70V219H69ZM85 220H87V219H85ZM112 220H113V219H112ZM115 220H116V218H115ZM209 220H210V218H209L208 220H206V221H209ZM231 220H233V219H231ZM253 220H254V219H253ZM5 221H6V220H5ZM31 221H32V220H31ZM31 221H30V223H31ZM33 221H34V220H33ZM33 221H32V222H33ZM37 221H38V220H37ZM43 221H41V222H43ZM61 221H62V220H61ZM149 221H150V220H149ZM174 221H175V220H174ZM178 221H179V220H178ZM191 221H192V220H191ZM241 221H242V220H241ZM241 221H240V222H241ZM26 222H27V221H26ZM65 222H66V221H65ZM88 222H89V221H88ZM102 222H103V221H101V224L103 225ZM111 222H112V221H111ZM115 222H116V221H115ZM115 222H114V223H115ZM172 222H173V220H172ZM13 223H14V220H13ZM17 223L19 224V222H17ZM28 223H29V222H28ZM50 223H51V222H50ZM56 223H57V221H56ZM79 223H81V222H79ZM138 223H139V222H138ZM242 223H243V222H242ZM23 224H24V223H23ZM60 224H61V223H60ZM89 224H90V223H89ZM93 224H94V223H93ZM112 224H113V223H111L110 226H112ZM148 224H149V223H148ZM148 224H147V225H148ZM231 224H232V223H231ZM244 224H245V223H244ZM247 224H248V223H247ZM12 225H13V224H12ZM32 225H34V224H32ZM41 225H42V224H41ZM49 225H50V224H49ZM90 225H91V224H90ZM232 225H233V224H232ZM241 225H242V224H241ZM251 225H252V219H251ZM262 225H263V224H262ZM10 226H11V225H10ZM15 226H16V225H15ZM19 226H20V224H19ZM37 226H38V225H37ZM39 226H40V225H39ZM60 226H61V225H60ZM79 226H80V225H79ZM110 226H109V227H110ZM181 226H182V225H181ZM214 226H215V225H214ZM242 226H243V225H242ZM11 227H12V226H11ZM30 227H31V226H30ZM58 227H59V225H58ZM77 227H78V226H77ZM77 227H76V228H77ZM86 227H87V226H86ZM98 227H99V226H98ZM145 227H146V226H145ZM163 227H164V226H163ZM216 227H217V226H216ZM218 227H220V226H218ZM222 227H223V226H222ZM225 227H226V226H225ZM230 227H231V226H230ZM251 227H252V226H251ZM15 228H17V227H15ZM23 228H24V227H23ZM27 228H28V226H27ZM32 228L34 229L35 227L33 226ZM36 228H37V227H36ZM44 228H45V226H44ZM49 228H50V226H49ZM51 228H52V226H51ZM51 228H50V230H51ZM59 228H60V227H59ZM59 228H58V232H59ZM76 228H75V229H76ZM82 228H83V226H82ZM147 228H149V227L147 226ZM220 228H221V227H220ZM239 228H240V227H239ZM6 229H7V228H6ZM25 229H26V228H25ZM29 229H31V228H29ZM40 229H41V227H40ZM54 229H55V227H54ZM54 229H53V230H54ZM169 229H171V228H169ZM222 229H223V228H222ZM229 229H230V228H229ZM252 229H253V228H252ZM14 230H15V229H14ZM23 230H24V229H23ZM37 230H38V229H37ZM43 230H45V229H43ZM85 230H86V228H85ZM88 230H89V229H88ZM109 230H110V229H109ZM116 230H117V229H116ZM122 230H123V229H122ZM137 230H138V227H137ZM145 230H147V229H145ZM205 230H206V229H205ZM216 230L219 231L220 229H215V231H216ZM223 230H225V229H223ZM226 230H228V228H227ZM226 230H225V232H228V231H226ZM29 231H30V230H29ZM34 231H35V230H34ZM34 231H33V233H34ZM48 231H49V230H48ZM48 231H47V232H48ZM60 231H61V230H60ZM76 231L78 232V231H80V230L77 229ZM81 231H83V230H81ZM101 231H102V229H101ZM101 231H99V232H101ZM170 231H171V230H170ZM250 231H253V230H250ZM9 232H10V231H9ZM14 232H15V231H14ZM26 232H27V230H26ZM26 232H25V233H26ZM38 232H39V231H38ZM66 232H69V231H66ZM85 232H87V231H85ZM118 232H119V230H118ZM220 232H221V231H220ZM220 232H219V233H220ZM231 232H232V231H231ZM23 233H24V232H23ZM28 233H29V232H27V235H28ZM30 233H31V231H30ZM33 233H31V234H33ZM35 233H36V232H35ZM35 233H34V234H35ZM59 233L62 234V232H59ZM71 233H72V232H71ZM71 233H70V235H71ZM81 233H82V232H81ZM87 233H88V232H87ZM87 233H86V234H87ZM92 233H93V232H92ZM94 233H95V232H94ZM102 233H103V232H102ZM122 233H123V232H122ZM122 233H120V234L122 235ZM134 233H136V232H134ZM203 233H205V232H203ZM213 233H214V232H213ZM235 233H236V232H235ZM251 233H252V232H251ZM255 233H256V232H255ZM255 233H254V234H255ZM31 234H29V235L31 236ZM39 234H40V233H39ZM53 234H54V233H53ZM65 234H66V233H65ZM67 234H69V233H67ZM72 234H73V233H72ZM78 234H79V233H78ZM136 234H137V233H136ZM138 234H139V231H138ZM224 234H225V233H224ZM239 234H240V233H239ZM241 234H242V233H241ZM9 235H10V233H9ZM23 235H25V234H22V236H23ZM47 235H48V234H47ZM51 235H52V234H51ZM51 235H50V233H49V236H51ZM57 235H59V234H57ZM57 235H56V236H57ZM70 235H69V236H70ZM73 235H74V234H73ZM84 235H85V234H84ZM121 235H120V236H121ZM211 235H212V234H211ZM213 235H216V233L213 234ZM227 235H229V234H227ZM13 236H14V235H13ZM33 236H34V235H33ZM37 236H38V235H37ZM44 236H45V235H44ZM49 236H48V238H50ZM61 236H62V235H61ZM64 236H66V235H64ZM67 236H68V235H67ZM67 236H66V237H67ZM77 236H79V235H77ZM216 236H217V235H216ZM218 236H219V235H218ZM240 236H241V235H240ZM23 237H24V236H23ZM52 237H53V236H52ZM52 237H51V238H52ZM66 237H65V238H66ZM70 237H71L70 239L72 240L73 236H70ZM81 237H83V236H81ZM84 237H85V236H84ZM112 237H113V236H112ZM144 237H145V236H144ZM234 237H235V236H234ZM48 238H47V239H48ZM67 238H68V237H67ZM67 238H66V239H67ZM75 238H76V237H75ZM216 238H217V237H216ZM235 238H236V237H235ZM4 239H5V238H4ZM13 239H15V238H12V242H13ZM23 239H25V238H23ZM29 239H30V237H29ZM29 239H28V236H27L26 240H29ZM38 239H39V238H38ZM60 239H62V238H60ZM63 239H64V238H63ZM63 239H62V242H61V243H60V241H59V244H62V243H63ZM77 239H78V237H77ZM106 239H107V238H106ZM110 239H112V238H110ZM110 239H108V240H110ZM120 239H121V238H120ZM134 239H137V237L134 238ZM238 239H239V238H238ZM5 240H6V239H5ZM31 240L33 241L34 239L31 238ZM42 240H43V239H42ZM68 240H69V238H68ZM68 240H67V241H68ZM71 240H70V241H71ZM73 240H74V239H73ZM73 240H72V241H73ZM84 240H85V239H84ZM236 240H237V238H236ZM3 241H4V240H3ZM7 241H8V240H7ZM24 241H25V240H24ZM36 241H37V240H36ZM48 241H49V240H48ZM72 241H71V242H72ZM76 241H77V240H76ZM79 241H80V240H79ZM179 241H180V240H179ZM231 241H233V240H231ZM234 241H235V240H234ZM12 242H11V243H12ZM28 242H30V241H28ZM51 242H52V240H51ZM77 242H78V241H77ZM97 242H98V241H97ZM110 242H111V241H110ZM112 242H113V241H112ZM135 242H136V241H135ZM184 242H185V241H184ZM198 242H199V241H198ZM212 242H214V241L212 240ZM215 242H216V241H215ZM220 242H221V241H220ZM236 242H237V241H236ZM5 243H6V242H5ZM13 243H14V242H13ZM24 243H26V241H25ZM24 243H23V244H24ZM46 243H47V241H46ZM46 243H45V244H46ZM67 243H68V242H67ZM75 243H76V242H75ZM79 243H80V242H79ZM117 243H118V239H117ZM133 243H134V242H133ZM177 243H179V242H177ZM188 243H189V242H188ZM229 243H230V242H229ZM29 244H30V243H29ZM29 244L24 245L25 249H23V252H24V250H26V246H27V247H28V246L30 247ZM42 244H44V243L42 242ZM59 244H58V246H59ZM68 244H69V243H68ZM213 244H214V243H213ZM219 244H220V243H218V245H219ZM231 244H232V243H231ZM234 244H235V243H234ZM234 244H233V245H234ZM14 245H15V243H14ZM14 245H13V246H14ZM75 245H76V244H75ZM106 245H108V243H107ZM135 245H136V244H135ZM140 245H141V244H140ZM176 245H177V244H176ZM206 245H207V244H206ZM214 245H215V244H214ZM216 245H217V244H216ZM5 246H6V245H5ZM20 246H22V245H20ZM32 246H33V245H32ZM45 246H46V245H45ZM47 246H48V245H47ZM61 246H62V245H61ZM61 246H60V247H61ZM66 246H67V244H66ZM76 246H77V245H76ZM82 246H83V245H81V247H82ZM24 247H23V248H24ZM48 247H49V246H48ZM60 247H59L58 249H60ZM69 247H70V245H69ZM69 247H68V248H69ZM74 247H75V246H74ZM173 247H174V246H173ZM176 247H179V246H176ZM208 247H209V246H208ZM227 247H228V246H227ZM229 247H230V246H229ZM232 247H233V246H232ZM232 247H230V248L232 249ZM9 248H10V246H9ZM21 248H22V247H21ZM31 248H32V247H31ZM31 248H30V249H31ZM61 248H62V247H61ZM108 248H109V247H108ZM180 248H181V247H180ZM180 248H179V250H180ZM219 248H220V247H219ZM233 248H234V247H233ZM28 249H29V248H28ZM30 249H29V250H30ZM37 249H38V247H37ZM44 249H45V247H44ZM65 249H66V248H65ZM77 249H78V248H77ZM176 249H177V248H176ZM201 249H202V248H201ZM205 249H206V248H205ZM211 249H212V248H210V250H211ZM224 249H225V248H224ZM228 249H229V248H228ZM38 250H39V249H38ZM74 250H75V248H74ZM80 250H81V249H80ZM80 250H79V251H80ZM107 250H108V249H107ZM135 250H136V249H135ZM179 250H175V251H179ZM210 250H208V252H210ZM262 250H264V249H262ZM262 250H261V251H262ZM19 251H20V250H19ZM30 251H32V250H30ZM30 251H29V252H30ZM34 251H35V250H34ZM53 251H54V250H53ZM70 251L72 252L73 249H70ZM103 251H104V250H103ZM163 251H164V250H163ZM180 251H181V250H180ZM190 251H191V250H190ZM200 251H201V250H200ZM204 251H205V250H204ZM212 251H213V249H212ZM212 251H211V252H212ZM35 252L38 254L39 251L37 252V250H36ZM66 252H67V250H66ZM66 252H65V253H66ZM86 252H88V251H86ZM104 252H105V251H104ZM107 252H108V251H107ZM140 252H141V251H140ZM262 252H263V251H262ZM262 252H261V255H263ZM32 253H33V252H32ZM39 253H41V249H40V252H39ZM46 253H47V252H46ZM55 253H56V251H55ZM59 253H60V252H59ZM61 253H62V251H61ZM73 253H74V252H73ZM73 253H72V254H73ZM81 253H82V251H81ZM81 253H80V254H81ZM83 253H84V252H83ZM143 253H144V252H143ZM186 253H187V251H186ZM186 253H185V254H186ZM202 253H203V252H202ZM28 254H29V253H28ZM28 254H27V256H28ZM37 254H36V255H37ZM53 254H54V253H53ZM68 254L70 255V253H68ZM72 254H71V255H72ZM84 254H85V253H84ZM106 254H107V253H106ZM135 254H136V253H135ZM162 254H163V253H162ZM179 254H180V253H179ZM206 254H208V253H206ZM23 255H24V254H23ZM23 255H21V256H23ZM33 255H34V254H33ZM39 255H40V254H39ZM69 255H68V256H69ZM73 255H74V254H73ZM138 255H139V248H138ZM174 255H175V254H174ZM198 255H200V254H198ZM208 255L210 256V254H208ZM213 255H214V254H213ZM31 256H32V255H31ZM34 256H35V255H34ZM40 256H41V255H40ZM40 256H39V257H40ZM58 256H59V255H58ZM62 256H63V255H62ZM66 256H67V255H66ZM80 256H81V255H80ZM80 256L78 255V258H80ZM85 256H86V255H85ZM102 256H103V255H102ZM134 256H135V255H134ZM175 256H176V255H175ZM205 256H206V255H205ZM205 256H204V257H205ZM222 256H223V255H222ZM25 257H26V256H25ZM39 257L37 256V259H38ZM43 257H44V256H43ZM60 257H61V256H60ZM70 257H71V256H70ZM86 257H87V256H86ZM162 257H163V256H162ZM162 257H161V258H162ZM204 257H203V259H204ZM211 257H212V256H211ZM211 257H210V258H211ZM240 257H241V256H240ZM244 257H245V254H244ZM252 257H253V255H252ZM259 257H260V256L258 255V258H259ZM261 257H262V256H261ZM13 258H14V256H13ZM17 258H18L19 260H21V259H20V256H18ZM22 258H23V257H22ZM30 258H31V257H30ZM44 258H45V257H44ZM55 258H56V260H57V257H55ZM61 258H62V257H61ZM61 258H60V259H61ZM72 258H74V257H72ZM89 258L92 259L91 256H90ZM93 258H94V257H93ZM181 258H182V257H181ZM205 258H206V257H205ZM213 258H215V256H214ZM247 258H248V256H247ZM254 258H255V257H254ZM41 259H43V258H41ZM58 259H59V257H58ZM60 259H59V260H60ZM63 259H64V256H63ZM67 259H68V258H67ZM84 259H85V258H84ZM102 259H103V258H102ZM216 259H217V258H216ZM255 259H256V258H255ZM263 259H264V258H263ZM19 260H18V261H19ZM38 260H39V259H38ZM38 260H37V261H38ZM53 260H54V259H53ZM53 260L51 259V261H53ZM56 260H55V261H56ZM77 260H78V259H77ZM87 260H88V258H87ZM94 260H95V258H94ZM161 260H162V259H161ZM211 260H212V258H211ZM213 260H214V259H213ZM227 260H228V257H227ZM239 260H240V258H239ZM243 260H244V259H243ZM257 260H258V259H257ZM260 260L262 261V259H260ZM34 261H35V259H34ZM39 261H40V260H39ZM39 261H38V262L35 261V262H36V263H39ZM49 261H50V260H49ZM65 261H66V260H65ZM84 261H85V260H84ZM91 261H92V260H91ZM100 261H101V260H100ZM100 261H99V262H100ZM175 261H176V259H175ZM180 261H181V260H180ZM191 261H192V259H191ZM24 262H26V261H24ZM41 262H42V261H41ZM58 262H59V261H58ZM67 262H68V261H67ZM69 262L73 263L72 260L69 261ZM92 262H93V261H92ZM92 262H91V263H92ZM99 262H98V263H99ZM202 262H203V261H202ZM202 262H201V263H202ZM223 262H224V260H223ZM244 262H245V261H244ZM253 262H254V261H253ZM53 263H54V262H53ZM53 263H51V264H53ZM87 263H88V261H86V264H87ZM95 263H96V262H95ZM102 263H103V262H102ZM121 263H122V262H121ZM121 263H120V264H121ZM134 263H135V262H134ZM161 263H162V261H161ZM17 264H18V263H17ZM19 264H21V263H19ZM26 264H28V263L26 262ZM29 264H31V263H29ZM34 264H35V263H34ZM45 264H46V262H45ZM48 264H49V263H48ZM56 264H57V263H56ZM58 264H59V263H58ZM83 264H84V263H83ZM100 264H101V263H100ZM114 264H115V263H114ZM137 264H138V262H137ZM198 264H199V263H198ZM208 264H209V263H208ZM249 264H252V263L249 262Z\"/></svg>",
	"mask_w": 264,
	"mask_h": 264
}]
</instances>
